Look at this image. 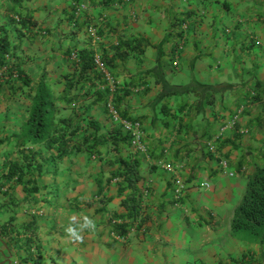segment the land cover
<instances>
[{"label": "crops", "instance_id": "0c3cea01", "mask_svg": "<svg viewBox=\"0 0 264 264\" xmlns=\"http://www.w3.org/2000/svg\"><path fill=\"white\" fill-rule=\"evenodd\" d=\"M72 1L35 0L30 3L35 10L38 27L49 26L50 35L46 38L47 44L37 40L39 43L29 48L35 47L38 52L45 51L46 47L52 48L49 51L50 60L54 58L57 61L56 66L62 73L56 79L59 94L65 89L68 79L62 77L63 73L70 76L73 72L69 62L64 59L60 62V47L64 50L88 49L95 55L112 58L114 64L111 69L127 92L120 104L126 113L123 114L141 120L147 132L149 155L138 157L142 162V174L146 178L145 185L149 192L147 196H142L140 218L136 220L128 216L129 211L121 205L116 184H113L110 190H104L103 193L106 198H112L106 205L108 212L98 214L96 209L102 206L98 203L90 217L95 221L94 229L84 231L80 241L70 239L65 232L69 224L63 229H55L54 234L42 240L44 248L41 253L35 247L28 249L24 246L27 235L23 233L16 235L19 241H16L17 245L6 237L7 234L14 237L15 230L33 220L15 218L12 224L14 234L10 230L3 233V236L0 234V264H188L191 261L188 260V253L197 251L199 243L204 242L203 238L212 237L208 233L207 236L201 234V224L205 222L218 226L224 219L231 224L248 179L238 177L236 180L244 183L241 193L242 187L237 188L235 180H223L217 185L221 175L217 166L211 167L212 162L207 161V164L196 168L192 178L190 167L193 164L187 162L184 174L189 189L184 197L185 203H182L187 210L183 212L173 207L171 175L163 168L161 151L164 148L172 149L173 154L166 156L167 161L183 158L182 145L196 140L195 134L200 136L208 128L221 123L229 115L225 113L229 105H236L239 98L249 93L248 88L251 89L258 82L264 86V0H79L88 4V10L78 20L71 18ZM183 19L189 20L190 24L185 32L180 33L177 27ZM122 40L131 41L135 45L138 43L125 60H120L114 54L115 47ZM180 45L183 47L182 53L178 48ZM175 59H179V67L173 66ZM176 78H179L178 81ZM87 89H90L88 83L80 92L82 98L79 102L85 104L81 117L88 115L90 120L95 119L112 128L101 103H92L95 89L91 88L86 94ZM210 90L213 92L212 102L204 104L205 93ZM216 92L221 98H215ZM197 101L204 105L196 107ZM210 104L211 109L208 108ZM248 111L244 115L249 116L243 122L255 125L251 122L263 112L252 115ZM254 129L258 130L259 127L254 126ZM228 131L226 137L231 138L233 143L227 146L226 151H236L238 132L234 128ZM257 142V147L262 148L264 137ZM254 143L249 144V150L246 149V154L242 153L237 160L231 154L233 170L237 171L239 162L259 156L252 151L247 155ZM83 154L71 158L73 162L77 161L75 169L84 172L78 179L86 186V190L75 195L79 198H86L92 193L97 195L99 192L96 184L93 190L87 186L88 182H95L100 170L91 171L90 168L95 164L87 166ZM125 155L129 157L132 154L128 150ZM62 165L69 166L67 159L56 169ZM63 169L66 168L58 171L57 176L65 173ZM108 169L105 168L106 171ZM236 173L238 176L244 175L242 171ZM46 178L49 182L50 172H47ZM67 180L69 178L61 179L62 182ZM209 182L212 188H207ZM238 194L240 198L234 203ZM3 196H0V228L14 214L7 200L9 197ZM109 212L118 221L122 219L121 216L131 221L133 225L127 235L120 236L106 226L105 218H108ZM206 212L216 213L217 218L209 220ZM227 213L228 218H223ZM145 215L147 219H144ZM45 216L41 225H50L51 219L47 220V214ZM179 245H183L182 250L186 253L182 260L180 256H174L181 250Z\"/></svg>", "mask_w": 264, "mask_h": 264}, {"label": "trees", "instance_id": "16d2710c", "mask_svg": "<svg viewBox=\"0 0 264 264\" xmlns=\"http://www.w3.org/2000/svg\"><path fill=\"white\" fill-rule=\"evenodd\" d=\"M34 1L35 0H0V90L2 89L3 82L12 81V83H10V91L11 94H13L16 91V89L11 88L12 85H14V81H21V86L18 87V90L31 101L28 109L23 116L20 117L22 123L18 133L6 138L3 136L4 134H1L5 133V130L0 127V191H5L3 194L12 199L15 197V190H18L21 185L23 192L26 194L25 200L39 204L37 194L41 192L42 188L43 190L45 189V195L42 199H44L46 204L44 206L42 205L43 208H40L41 206L38 207L42 210V213L35 212L31 222L25 223V226L15 230L14 237L9 236V234L6 235L10 240L14 241L15 245H17L16 241H18L16 239L17 234L23 233L27 235L24 246L28 249L30 247H35L37 252L41 253L42 248H44L42 240L46 238V236L54 234L56 231L54 224H56L57 217L61 214L73 211L74 207H80L81 203L79 196L67 198V202L65 199H61L63 198V182L59 179L54 178L52 183L47 182L43 185L44 187L41 188L38 183V176L43 175L44 177L47 175V172L51 173V178L57 176L58 170L55 168V170L52 171L48 168L49 166H56L58 168L67 157H72L80 153H85L87 161H101L102 164H104V166L107 165L109 169L107 171L101 169L95 182L94 180L93 183L88 182L90 186L96 184L97 187H99V192L96 196H101V199L97 202L102 204V206L96 209V212L103 215L105 211L108 212L106 205L112 201V198H106L103 193L108 184L118 179L117 182H115L117 196L121 198V205L128 209V214H130L128 216L136 220L140 218L141 200L146 189V178L142 174V162L138 157L143 154H135L132 151L131 135L125 133L120 127L114 128L112 125L113 127L111 128L110 126H104V124H101L95 119L86 120L85 115L81 117V114H83L85 110V104L79 102V99L82 98L80 92L85 88L86 83L89 84L90 89H95L92 103H104V111L108 116V88H102L105 87L106 84L102 83V73L95 68L96 55L92 50H72L71 48L70 50H64L60 47V62L63 59L66 60L74 67V70L70 73V76H68L67 73H63L62 77H68V79L65 89L58 95L55 94L56 92L51 87L52 79L46 80L45 75L36 79L30 78L23 69V62L19 63L18 67H13L10 64L12 58L14 59V57L20 55V43L18 39H23L27 34L29 35L34 30L37 31L38 29L43 31V36L45 38L50 35V29L42 28L41 26L38 27V21L35 19V10L30 5V3ZM80 4L85 5L82 11L78 10ZM71 7L73 10L71 18L76 20L88 10V4L79 0H73ZM184 22L183 19L181 25ZM136 45H138V43ZM136 45L128 40L119 41L114 50L115 57H118L120 60H125L129 53L137 48ZM125 47L126 50L123 51ZM75 52L77 53V59L70 60V57ZM102 59L111 69L114 64L112 58L103 56ZM179 66L180 63H178V66L174 67ZM111 72L114 75L112 69ZM98 84H100L99 87ZM90 89H87L85 93H89ZM248 92L249 98H244V96H242L240 99H248V101H251L250 103H252V105L256 102H261L264 105V86H262V84L259 82L256 83ZM126 93L125 86L124 88H118L114 96L115 103L113 102L124 117L128 116L123 114L125 111L121 108L120 104L123 102L122 100L123 97L126 96ZM212 95L213 92L211 90L206 91V100L204 104L212 102ZM73 104L76 105L74 106ZM204 104H201V101H197L196 107L201 108ZM68 105L80 109L76 111V117L60 116L62 110ZM236 109L237 108L231 111V115ZM247 110H245V112ZM251 123H255L257 128L264 125V111L261 116L257 117L255 121ZM84 126L92 127L93 130L87 133L86 129L83 128ZM165 126H167V124ZM237 126H239V124ZM211 129H213V127L208 128V130L200 136L199 134H195L194 139L196 140L182 145L181 150L184 152L183 158H187L186 161L188 163L192 162L193 164V166L190 167L191 178L195 174V169L197 167H202L204 157L210 158L219 154L220 157H225L228 161L230 160L232 151H226V148L232 144L233 141L226 136L220 137L216 144L217 151L213 152L205 142V138L207 134L209 135L211 133ZM102 130L106 131L102 132ZM145 133L147 132L145 131ZM238 135L239 134H237V136ZM146 137L147 136L142 139V142L145 144L147 143ZM31 145L45 146V148L52 150L54 153L47 157L42 154L40 148L33 149ZM198 145L201 147L200 150L197 147ZM128 150H130L132 154L129 157L125 155V152ZM166 151H168V148H164L163 151H161L164 159L163 164H171L174 168L172 171L164 169L171 175L173 202H182L185 196H182L180 199L175 198V185L173 180L177 179V177H182V180L185 179L184 181L186 183L188 182V179L185 178L186 175L182 172L185 165L177 167V164H182L181 162L185 159L179 157L176 161H167ZM149 152L150 150L148 147V153ZM38 153L40 156H38ZM177 153H179V151H177ZM251 153L250 151L247 155ZM18 155L20 158H18ZM200 155L203 159L200 158ZM11 156L17 158L13 160ZM244 158H246L245 155ZM48 162L50 163L47 165V169H44ZM75 162L77 163V161ZM239 163L240 165L236 169L237 171L234 170L235 173L242 171L243 168H245L244 166L251 164L255 166V170L248 174L246 190L240 203L234 210V215L230 224V236L237 242L246 246H256L257 250L256 252H252V254L248 251L244 252L242 258L233 260L231 264H256L257 261V264L260 262L264 264V153H260L258 157L253 156ZM69 173L73 174L75 177L65 181L64 186H67L66 188H69L71 182H80L78 178L82 177L84 174L80 169H76L75 171L69 170ZM34 174H36V177H33L35 176ZM90 178H92V176ZM12 182L15 184L12 185V189H10ZM54 187H57V191H54ZM186 187H188V183ZM4 188L6 189L4 190ZM93 198L94 197H92V199ZM94 202V200L89 201L88 205L91 206ZM174 203L173 205H175ZM50 208L52 210L50 225H41L40 222L46 219L43 211ZM15 218L16 216L12 214L10 220L1 225L0 234H2V236L3 233H7L9 230L13 231L11 233L14 234L12 224ZM116 218L117 217L112 216V212H109L108 218H105L106 226H109L111 231L120 236L127 235L131 231L133 224H131V221L127 220L125 216H121L122 219L119 218L120 221ZM144 219H147V215L144 216ZM141 220L143 221L142 218ZM196 263L229 264L222 259L218 263H212L205 259H197Z\"/></svg>", "mask_w": 264, "mask_h": 264}, {"label": "rangeland", "instance_id": "374dc122", "mask_svg": "<svg viewBox=\"0 0 264 264\" xmlns=\"http://www.w3.org/2000/svg\"><path fill=\"white\" fill-rule=\"evenodd\" d=\"M184 21H186L187 24H190L189 20H184ZM45 23L47 24V22H45ZM181 23H182V21L178 24V27H177L178 31L180 33H182ZM48 27H42V28H48ZM189 29H190V26H189ZM40 30L41 29H38L37 31L34 30L29 35L27 34L26 37H23V39H18V41L20 43L19 44V54L20 55H17V57H14V59L12 58V60L10 61V64L13 67H18V64L23 62V64H24L23 69L27 72L29 77L33 78V79H36V78L43 76V75H45L46 80H51L54 77L53 81L51 83V87L56 92L55 94L58 95L59 93L57 90L58 85H56L57 84L56 79H58V77L62 73H61L60 69L56 66L57 61H55L54 58L52 60H50L51 57H50L49 51H52V48L48 49V47H46L45 51L43 50L40 52L35 51L36 50L35 47H33V49L29 48V46L34 45V43H39V41H37V40H41V42L43 44L48 43V42H45L46 38H48V36H46V38H45L43 36V31H40ZM183 31L185 32L186 29H184ZM46 53H48V55H46ZM71 70H74V68L73 69L71 68ZM216 72H217V74H219V71H216ZM226 77H228V75H226ZM176 79H177L176 81H178L179 78H176ZM219 80L221 81L222 79L219 78ZM10 83H12V81L11 82H8V81L3 82L2 89L0 90V127L5 130V133H1V134H4L3 136L6 138H8L10 135L18 133L20 131V127H21V123H22L20 120V117L23 116V114L28 109V106L31 102L29 98H26V96H24L22 94V92L20 90H18L19 89L18 87L21 86V81H14V85H12L11 88L16 89V91L13 94H11V91H10ZM196 88H200V87L196 86ZM249 89L250 88H248L247 91ZM217 94L218 93L216 92L215 98L216 99L221 98ZM248 96H249V94L245 93L244 98H247ZM250 102L251 101H248V99L241 100L239 98L237 100L236 106L235 105H229V107L225 111V113H228L230 115V113L233 109L238 108L241 104L243 105V106H241V107H243V113L240 116V118L238 119L239 120L238 121L239 126H237L238 125L237 124L236 127H234V129H236L238 132L237 134H239L237 137V138H239V140H237V142L235 143V145L237 146V148H236L237 150L232 151L231 157L233 159L235 158L236 160L238 159V157L242 153L246 154V149L249 150V148H247L249 146V144H251V143H253V141H255L254 147L255 146L257 147V145H258L257 141L263 140V137H264V125H261V127H259V129L257 130V129H254L255 125H251V124L249 125L247 123V121L243 122L244 120H246L245 117L248 118V116H249L247 114L244 115L245 110L248 109L249 110L248 112L252 115H254L256 113L261 114V112L264 111L263 103L256 102V103H254V105H252V103H250ZM100 106L104 108V103H102ZM211 106L212 105L210 104L208 106V108L211 109L212 108ZM79 110L80 109H77V108H74V107H71L70 105H68L67 107H65L62 110V113L60 116H66V117H74L75 116L76 117L77 114H75V113H76V111H79ZM227 117L223 118L221 123H218L217 125H215V127H213L214 131H213V129H211V133L209 135L207 134L205 140H207L212 135L217 133V129L219 128V126H221L223 124V122L226 120ZM85 118L87 120H90L88 115ZM107 119H108V117H107ZM252 120H253V118H252ZM85 123H86V121H85ZM112 125L114 126V128H118L117 126H115V124L112 123ZM83 128L86 129L87 133H90L93 130L92 127L84 126ZM246 129L249 130L248 133L245 132ZM105 131L106 130H102V132H105ZM228 132H225L223 134V136H227L229 134ZM31 147L33 149H37L39 147V145H31ZM197 147L200 150V148H201L200 145H198ZM254 147H252L253 149L250 150L253 153H258V155H259L261 150L264 153V145L262 146V148H259V147L254 148ZM40 149H41L42 154L46 155L47 157H49L50 155H52L54 153L52 150L45 148V146H40ZM166 154H168V156H171L173 154L172 149L168 148V151ZM38 156H40L39 153H38ZM83 156H84V159H87L85 153L83 154ZM11 158L14 160L17 157L11 156ZM18 158H20L19 155H18ZM71 158L72 157L66 158L67 159V165H69L68 167H71L70 169H68V167H64L63 165L61 166V168L57 169L58 171H61L62 168H66L63 170L65 171L66 174H69V175H66L63 172V175H59L58 177L53 176V178L50 179L49 183H52V180L54 178L61 180L64 178L75 177L73 174L69 173V170L75 171L76 170L75 168L77 167V163L73 162V160H71ZM143 158H144V155H143ZM200 158L203 159V157L201 155H200ZM222 158L228 163V172H234V170L231 168L230 162H229L231 160V158L229 161L225 157H222ZM166 159H168V158H166ZM183 159H185V158H183ZM220 159L221 158H218L217 155L215 157L213 156L210 158L204 157L202 164H205V163L207 164V161H209V162L213 163V165H212V163H210L211 167L217 166V168L219 169V173L221 175V176H219L221 178V180L217 181L218 186L221 184V182L223 180H224L223 182H226V181L231 182L232 180H235L236 186H238L237 188L242 187L241 191H240L242 193L243 189H244V185H243L244 183L241 181H236V180L238 179V177H243L244 180L248 179V174L252 173L255 170V166H253V164L246 166L244 168V171H242L244 173V175H242V176H238V174L235 172H234V174H235L234 176H230L221 169ZM146 160H150V158L149 159L147 158ZM163 162H164V159L162 160V163ZM49 163L50 162H48L46 164L44 169H47L46 167ZM91 164H95L94 167L90 168L91 171L101 170V169L105 170V168L108 167L107 165L104 166V164H102V162L99 160L87 161V166L91 165ZM48 168H50L52 171H54L56 166H49ZM72 168H74V169H72ZM186 168H187V161L185 162V168H183V170H182L183 173L186 170ZM197 168H199V167H197ZM67 171H68V173H67ZM34 175L35 176H33V177H36V174H34ZM106 176H108V175H106ZM184 180L185 179H183V184L185 186V189L183 192V196H186L187 191L189 189V186L186 187L187 183ZM47 182L48 181H47L46 176H44V177H43V175L38 176V183L41 186V188L44 187L43 185L46 184ZM115 182H117V181L114 180L113 183L108 184L107 188L105 190H107V191L110 190L111 186L113 184L115 185ZM63 183L65 185V182H63ZM14 184H15L14 182L11 183L10 189H12V185H14ZM208 184H209V186L207 188H212L211 183L209 182ZM64 185L62 186V197L63 198H61V199H65L66 202H67V198L74 197L81 190L82 191L86 190V186H84V184H82L80 182H77V183L71 182V185L69 186V188H66L67 186H64ZM94 186L95 185L90 186L88 184L87 187L93 190ZM19 187L20 188L18 190H15L16 191L15 197L12 198L11 200H9L10 198L7 199L8 202L10 203V207H11L12 211L14 212V214H16V216H17L16 220H23V219H29L30 220V218L33 219L34 215H33L32 211L42 213V210H40L38 207L41 206L40 208H43L42 205L44 206L46 204L44 199H42L43 196L45 195V189L43 190V188H42L41 192L37 194V199H39V204H35L29 200L28 201L25 200L26 194L23 192L21 185ZM5 189L6 188H4V190ZM148 189L149 188L146 187L145 191L147 193L145 196H147V194L149 192ZM54 191H57V187H54ZM4 192L5 191H3V192L0 191V196H3ZM88 193H91V191H89ZM92 197H94V198L92 199ZM3 198H4V196H3ZM239 198H240V194H238L236 196L234 203H237ZM80 199H81L80 207H74L73 211H69L68 213L61 214L57 217L56 224H54V228L56 230L63 229L64 226L67 227V223L69 225L73 224V223L78 224L82 221V218L84 216L91 217L93 212H94L95 206L98 204L97 201H99L101 199V196H96V193H92L91 195L87 196L86 198H80ZM92 200L95 201L93 203V205H91V206L88 205V202L92 201ZM183 200H184V198H183ZM14 201H16V202L14 203ZM183 202L185 203V201H182L181 204H178L177 206L175 205L173 207L180 208L179 209L180 211L186 212L187 207L184 204H182ZM231 210L232 209H230L229 212ZM43 212H44V214H47V216H48L47 220H50L52 217L51 210L45 209ZM211 213L212 212H209V213L206 212V214H207L206 218H209V220H215V218H217V214L214 213L215 215L212 216ZM8 214H10V210H8ZM229 215H230V213H229ZM189 216L192 217L191 213L189 214ZM218 216L220 217L219 214H218ZM227 216H228V213L223 218H228ZM229 218H230V216H229ZM221 223L222 224H218V226H216V224H205V222H204V224H201V226L203 228V229H201V231H202L201 234L204 236H207V233H208L212 237L211 238H207V237L203 238L202 240L204 242L199 243V246L197 247V251H195L191 254L188 253L189 254L188 260H191L188 262V264H197L196 260L201 259V258L202 259L204 258L205 260H208L212 263H214V262L218 263L222 259V260L228 262L229 264H231L233 262V260L242 258L243 253L246 251H248L251 254H252V252H256V250H257L256 246H253V245L246 246L244 244L237 242L236 240H234L230 236V224H229L228 220L224 219ZM214 227H215V230L213 229ZM205 229H206V232H205ZM198 230H200V228H198ZM192 237H196V236L193 235ZM179 247L181 248V250L178 253H176L174 256H178V257L180 256L181 258L180 257L179 258L182 260V257H186V253H184V251L182 250L183 245H179ZM253 256H254V254H253ZM183 261H186V260H183ZM257 262H256V264H257ZM259 264H262V263L260 262Z\"/></svg>", "mask_w": 264, "mask_h": 264}, {"label": "built area", "instance_id": "2783aa9c", "mask_svg": "<svg viewBox=\"0 0 264 264\" xmlns=\"http://www.w3.org/2000/svg\"><path fill=\"white\" fill-rule=\"evenodd\" d=\"M78 10L82 11L85 8L84 4H80L78 6ZM184 27H187V23H184ZM70 60H76L77 59V53L75 52L71 57ZM72 63V62H71ZM179 61L177 59L174 60L173 65L178 66ZM95 65L96 69L102 73V80L103 83L106 84L105 87L103 88H108V103L107 107L108 109V117L111 121V123L115 124V126L120 127L125 133L131 135L132 141H131V149L135 154H143L148 156V146L144 142H142L143 137L146 136V133L144 131V126L140 120L137 119H132V118H127L121 115L119 112L118 108L114 105V96L115 92L118 89L119 82L116 80L114 75L111 73L110 68L104 63L103 59L101 56L96 55L95 56ZM114 102V103H113ZM75 105V104H73ZM243 106L242 104L233 112V114L223 122L221 126L217 129V133L212 135L210 138L205 140L207 146L213 150V152H216V144L217 140L223 136L225 132H227L230 129H233L236 127L238 124V119L243 113ZM245 132H249L248 129L245 130ZM218 158L220 159V164H221V169L227 173L230 176H234V172H228V163L220 157L219 154H216ZM182 163V162H181ZM182 165H185L184 163L182 164H177V167H182ZM163 168L166 170H174L173 166L171 164H163ZM175 189H174V194L175 198L180 199L183 196V192L185 189V186L183 184V180L181 177H177V179L173 180ZM176 206L178 204H181L180 201L174 203Z\"/></svg>", "mask_w": 264, "mask_h": 264}, {"label": "clouds", "instance_id": "9594fccd", "mask_svg": "<svg viewBox=\"0 0 264 264\" xmlns=\"http://www.w3.org/2000/svg\"><path fill=\"white\" fill-rule=\"evenodd\" d=\"M184 23H186V21L184 22ZM184 23L181 25V27H182V32H184L183 30L184 29H186L187 30V28H188V25L189 24H187V27H184L183 25H184ZM180 50H181V53H182V50H183V47L180 45L179 47H178ZM102 57V56H101ZM178 61H179V59H177ZM174 62V61H173ZM179 63H180V61H179ZM74 68V67H73ZM111 70V69H110ZM112 73V72H111ZM115 77V76H114ZM116 78V77H115ZM101 80H102V78H101ZM117 80V79H116ZM118 81V80H117ZM119 82V81H118ZM102 83H103V80H102ZM103 88V87H102ZM118 88H124V85H121L120 83H119V86H118ZM118 90V89H117ZM108 92V91H107ZM76 105V104H75ZM74 105V106H75ZM120 112V111H119ZM121 113V112H120ZM231 114V113H230ZM121 115H122V113H121ZM123 116V115H122ZM108 117V116H107ZM127 118H130V117H127ZM108 119H109V117H108ZM132 119H137V118H132ZM110 120V119H109ZM137 120H139V119H137ZM141 121V120H140ZM142 122V121H141ZM112 124V123H111ZM142 124H143V122H142ZM118 127V126H117ZM167 152V151H166ZM149 154V153H148ZM168 155V154H167ZM185 164V163H184ZM242 171H244V168H243V170ZM115 181H117V180H115ZM146 191L144 192V195H146ZM181 203V202H180ZM212 214V216H214L215 214H214V212H212L211 213ZM95 221L93 220V219H91L90 217H88V216H84L83 218H82V221L80 222V223H78V224H76V223H73V224H70L66 229H65V232L67 233V235L69 236V238L70 239H72V240H76V241H80V240H82L83 239V237H82V233L84 232V231H88V230H92V229H94L95 228Z\"/></svg>", "mask_w": 264, "mask_h": 264}]
</instances>
